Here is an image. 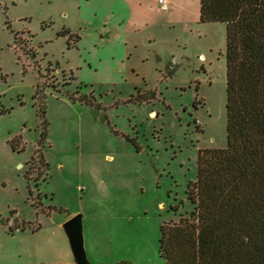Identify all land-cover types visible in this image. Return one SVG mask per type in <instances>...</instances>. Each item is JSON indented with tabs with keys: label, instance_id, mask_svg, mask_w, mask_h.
Returning a JSON list of instances; mask_svg holds the SVG:
<instances>
[{
	"label": "rangeland",
	"instance_id": "374dc122",
	"mask_svg": "<svg viewBox=\"0 0 264 264\" xmlns=\"http://www.w3.org/2000/svg\"><path fill=\"white\" fill-rule=\"evenodd\" d=\"M194 2L0 0V264H74L75 214L91 264H165L198 151L226 146L225 24Z\"/></svg>",
	"mask_w": 264,
	"mask_h": 264
},
{
	"label": "trees",
	"instance_id": "16d2710c",
	"mask_svg": "<svg viewBox=\"0 0 264 264\" xmlns=\"http://www.w3.org/2000/svg\"><path fill=\"white\" fill-rule=\"evenodd\" d=\"M198 21L225 24L226 146L198 151L193 209L163 222L158 253L165 264H264V0H199Z\"/></svg>",
	"mask_w": 264,
	"mask_h": 264
},
{
	"label": "water",
	"instance_id": "95a60500",
	"mask_svg": "<svg viewBox=\"0 0 264 264\" xmlns=\"http://www.w3.org/2000/svg\"><path fill=\"white\" fill-rule=\"evenodd\" d=\"M61 228L67 239L74 264H91L86 257L84 247L82 215H73L62 223Z\"/></svg>",
	"mask_w": 264,
	"mask_h": 264
},
{
	"label": "crops",
	"instance_id": "0c3cea01",
	"mask_svg": "<svg viewBox=\"0 0 264 264\" xmlns=\"http://www.w3.org/2000/svg\"><path fill=\"white\" fill-rule=\"evenodd\" d=\"M153 3H155L154 0H152ZM195 2V9H194V13H195V20L197 19L198 21V17H199V0H194ZM189 0H168V8L166 10H158L159 11H163L171 20H178V21H188L187 17L185 16L186 13V9H187V4H188ZM154 5V4H153ZM156 5V3H155ZM157 6V5H156ZM158 7V6H157ZM144 26H148L146 24H144ZM124 43L121 42V39L119 40L117 45H123ZM18 230V229H16ZM84 237V235H83ZM85 247V245H84Z\"/></svg>",
	"mask_w": 264,
	"mask_h": 264
},
{
	"label": "built area",
	"instance_id": "2783aa9c",
	"mask_svg": "<svg viewBox=\"0 0 264 264\" xmlns=\"http://www.w3.org/2000/svg\"><path fill=\"white\" fill-rule=\"evenodd\" d=\"M156 3L159 8L165 10L168 8V0H156Z\"/></svg>",
	"mask_w": 264,
	"mask_h": 264
}]
</instances>
